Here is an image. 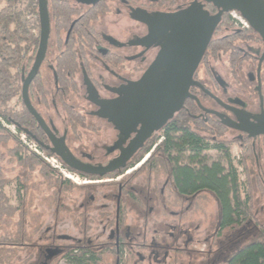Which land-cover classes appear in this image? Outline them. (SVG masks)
I'll return each instance as SVG.
<instances>
[{
    "label": "flooded vegetation",
    "instance_id": "obj_1",
    "mask_svg": "<svg viewBox=\"0 0 264 264\" xmlns=\"http://www.w3.org/2000/svg\"><path fill=\"white\" fill-rule=\"evenodd\" d=\"M64 1L70 5L72 10L81 13L80 15L89 11H97L99 14L102 12L92 24L94 29L93 45L85 47L83 53L75 54L77 64L75 82L78 93L76 96L71 95L67 100L72 111L83 120L87 127L79 130L80 139L85 135L84 133L94 135V132L99 133L103 129L104 131L110 130V133L105 134L107 146L102 148V157L99 156L96 147L92 149L72 148L70 140L76 141V135L69 127L67 115L57 96L55 69L59 54L56 44L50 43L51 28H49L45 57L36 75L41 77L43 86L49 91L48 101L50 103L48 107H45L40 101H37L33 108L61 145L64 141L65 147L75 160L92 167H105L111 161L121 158L130 145L139 141L146 134L150 110H142L118 128L107 119L111 110L96 105L95 102L115 101L114 115L125 111L136 101V98L134 99L130 95L132 85L144 76L161 48L167 44V39L175 23L179 19L185 21L202 12L213 17L221 12L222 8L206 0H98L94 4L88 5L75 0ZM230 14L231 12L221 14L220 22L213 31L209 42L213 48L208 51L207 47L195 71L193 80L199 83L201 88L193 86L188 90L189 95L193 98L185 99L179 110L172 113L160 128L151 132L143 141L142 146L125 163V167L154 141L155 144L151 146L141 161L129 168L134 169V172L141 169L150 156L155 153L157 146L162 143L164 131L174 126L179 127L186 117L195 122L203 121L209 131H213L217 127L220 128L224 134L223 140L245 147L248 152L253 151L254 168L251 167V169L255 171L252 174L257 173L260 179L264 180V135L255 134V130L264 126V44L248 24L247 27L237 26ZM219 44H226L228 52L218 51ZM219 62L224 65L227 63L228 68L219 70L216 67V63ZM42 69L46 70V75L42 73ZM28 73L22 76L25 77ZM59 109L63 117L60 115ZM51 110H54V117L61 120L62 133L55 125L54 118L50 114ZM159 115L163 117L164 110ZM43 135L45 138L42 142L43 147L51 149L50 141L44 133ZM57 160L63 165L59 159ZM124 168H120L114 173H121ZM66 169L71 173L74 172L68 167ZM127 170L115 178L117 179L116 191L104 195L102 198L104 203L96 210H91V205L95 201V196L92 195L89 196V200L80 205L85 213L82 216L85 215L86 221L89 222V226H86L83 232L84 235L93 231L92 225L93 228L97 225L101 227L97 232L92 233L93 238H89L85 242L73 240L74 245L68 249L73 246H84L91 252L104 251L106 253L107 251V256H102L99 264H103L107 258H114V264H123V260L127 259L126 249L119 258V245L123 243L124 236L134 237L135 240V236L139 233L137 229L133 231L128 224L121 226V216L125 218L126 223L127 215L124 210L126 200L131 205L130 207L135 208L133 206H136L131 201L129 192L139 191L148 200L150 207L153 206L156 198H162L161 204L165 203L163 196L155 197L154 188L149 187V190H146L145 186L133 185L130 182V176L125 178L124 173ZM77 176L88 178L79 174ZM164 183V188L158 194L163 195L166 191L168 183ZM91 185L93 184H89L85 188H97V186ZM106 200L108 202H105ZM195 201V198H182L176 205L175 203L170 205L179 207L186 202L194 207ZM184 228L179 224H171L166 226L165 231L170 236L175 232L180 235ZM153 231L165 235L157 230ZM153 231L149 234H152ZM101 236H106L107 240L101 242ZM166 242L168 243L167 240ZM150 246L154 248L156 244L151 243ZM112 247H114V254H112ZM62 252V248L59 247L38 250L32 264H52L57 257L62 255ZM74 253H77V250Z\"/></svg>",
    "mask_w": 264,
    "mask_h": 264
},
{
    "label": "trees",
    "instance_id": "obj_2",
    "mask_svg": "<svg viewBox=\"0 0 264 264\" xmlns=\"http://www.w3.org/2000/svg\"><path fill=\"white\" fill-rule=\"evenodd\" d=\"M22 2L25 3L24 9L19 7ZM47 7L49 28H51L50 43L56 44L59 54L55 69L57 96L67 115L69 127L76 135V140H79L81 137L79 130L87 127L67 102L71 95L76 96L78 93L75 82L77 72L75 54L83 53L85 47L93 45L92 24L102 12L99 14L97 11H89L80 15L81 13L72 10L64 0H47ZM38 43L37 1L0 0V146L10 143L11 147L7 149V155L19 167L25 168L28 174L38 172L41 177L53 182L60 191H68L75 186L69 181L62 182L55 178V170L51 169L39 155L30 151L19 136L13 134L8 128L14 127L17 134L24 135L28 141L34 142L39 151L47 156L55 157L43 147L44 135L25 109L21 98L22 75L28 73L31 68ZM212 48L213 45L210 43L208 51ZM217 50L227 53L229 49L226 44H219ZM49 96L50 93L43 86L41 77L36 76L28 88L30 103L33 106L35 102L40 101L48 107ZM13 102H18L19 106L14 107ZM180 124L179 127L174 126L164 131L163 141L157 146L155 153L141 169L133 172L129 179L132 183L134 177L144 175L149 183L151 178L163 176L168 187L163 195L161 193L158 195L164 197L167 205L173 203L176 205L182 198L197 200L203 194H210L217 206L213 230L206 234L205 228L199 227L184 228L180 235L177 232L172 236L165 233L168 243L164 246H160V240L157 239L160 233H154V231L150 234L152 237L142 244L134 243V237L124 236L123 243L119 245V258L126 249L128 257L123 260V264H143L145 258L150 261L158 257L166 263L168 256H173L175 261L172 262L176 264V256L179 257L187 251L195 252L191 248L197 245L205 248L200 252L199 264H264V223L259 217L256 218L253 201L255 192L264 199V180L260 179L257 173L252 174L255 171L251 169L254 165L253 151L248 152L245 147L237 146L240 150L237 165L242 168L246 178L244 184H241L230 158V146L233 142L223 140L224 134L220 128L209 131L203 121L195 122L186 117ZM154 144L153 141L121 173L139 163ZM210 150L220 154V162L205 164L204 153ZM121 173H113L104 178L87 177L91 180H113ZM79 175L86 177L83 174ZM15 180L17 181L15 194L18 206L10 204L5 189L12 180L5 177L0 165V264H4L5 258L13 251L25 250L30 243L24 230L25 225L21 221L24 201L20 191L26 193L27 186L19 178ZM113 185L116 188V185ZM83 188L85 187L81 189ZM129 195L136 205L133 207L147 208L145 213H149L151 207L144 195H141L139 191H131ZM160 199L162 202V198ZM162 211L165 212L164 207ZM124 219L123 216L120 217L121 226L126 225ZM249 236L252 238L249 239ZM151 243H155L156 247L152 248ZM62 250V257L73 264H99L102 256L108 254L107 251L106 253L91 252L84 246H73L65 250L62 248ZM76 250L77 253H74ZM141 251H149V254L141 255L139 253ZM114 253V247H112V254Z\"/></svg>",
    "mask_w": 264,
    "mask_h": 264
},
{
    "label": "rangeland",
    "instance_id": "obj_3",
    "mask_svg": "<svg viewBox=\"0 0 264 264\" xmlns=\"http://www.w3.org/2000/svg\"><path fill=\"white\" fill-rule=\"evenodd\" d=\"M24 9L25 3L22 2L19 6ZM26 16H30L26 14ZM110 21L112 19H109ZM216 67L219 70L228 68L227 63L225 65L222 62L216 63ZM42 73L46 75V70L42 69ZM50 79V78H49ZM50 103V101H49ZM14 107H18V102H13ZM50 113L54 118L55 125L58 127L59 131L62 133V123L61 120L54 117V110ZM59 112L61 113L60 109ZM62 117V113L60 114ZM9 130L19 136V139H23V144L28 148L32 146L30 151L34 152V146L36 144L32 142H27L24 135H19L16 133L14 127H8ZM107 131V132H106ZM106 131L100 130L99 133L94 132V135L86 134L82 136L80 140L71 141L72 148H85L92 149L96 147L98 154L102 157V148L107 146L105 134L110 130ZM25 141V142H24ZM11 147V144L6 146H0V165L4 171L5 177L12 180V183L6 187L5 192L9 198L10 204L13 206H18L16 200V178H19L26 186L27 191H20V196L24 201V205L21 209L23 211V216L21 217L22 224H24V230L26 236L29 238V247L25 250L16 249L11 254L5 258L4 264H32L34 260V255L38 253V250H44L46 248L59 247L68 249L70 246L74 245L75 240H81L85 242L89 238H93L92 233L97 232L100 225L92 229L90 236L88 234L84 235L85 227L89 226V222L86 221L81 214H85L80 205L89 200V196H95V201L91 205V210H96L100 207L103 201V196L107 195L109 192L116 191L113 184H116L117 179H105V180H91L89 178H82L73 173H69L63 168L54 169L51 164L44 161L51 169L55 170V178L60 181H69L75 186L72 190H62L60 191L53 182L44 179L40 176L38 172L28 174L25 168L19 167L10 157L7 155V149ZM44 157L47 156L43 153ZM205 164L210 165L212 162H220V154L215 150H210L204 153ZM240 156V150L237 145L234 144L230 147V158L237 170L239 182L244 184L246 178L241 170V167L237 165V161ZM186 163V161H184ZM135 168V167H134ZM138 168V167H137ZM130 171V172H129ZM129 172V173H128ZM134 169H129L124 173L125 178L133 174ZM128 173V175H127ZM67 175H70L72 179H67ZM107 182V183H106ZM165 179L163 176L156 179L151 178V182H147V177L144 175L136 176L133 178L132 184L143 187L149 190V187L155 189V197L158 196L160 190L164 188ZM93 184L91 186H97V188H83L87 185ZM112 184V185H111ZM109 185V186H108ZM101 186V187H98ZM103 186V187H102ZM243 190H245L244 185ZM94 189V190H93ZM160 198H156V201L151 206L150 212L147 214V208H132L128 204L127 200L124 203V210L127 215L126 224L130 225L133 229H137L139 233L135 236L134 243L142 244L145 240L152 237L149 232L157 230L162 233H166V226L171 224L184 226L185 228H205L206 234L212 232L214 223L217 217V206L215 200L210 194H203L195 201V206L188 205L185 202L184 205L179 207H174L172 205H167L166 203L161 204ZM163 200V199H162ZM254 208L256 210V217H260V220L264 223V199L260 198L258 192H255L253 197ZM105 202H108L106 200ZM164 206L165 212L162 211ZM93 213V212H91ZM174 214V216H173ZM178 214V216H176ZM16 221V220H15ZM15 223V222H14ZM127 226V225H126ZM148 234L150 236H148ZM166 237L164 234L157 237L160 240V246L166 245ZM252 236H249L251 239ZM74 240V241H73ZM101 242L107 240L106 236H101ZM113 243V241H111ZM111 243H109L111 245ZM195 252H188L176 256V264H199L201 255L200 252L204 250V246H192ZM197 252V253H196ZM141 255L147 256L149 251L139 252ZM167 262L162 261L161 257L150 261L145 258L143 264H174L172 261L174 257L168 256ZM149 261V262H148ZM52 264H72L68 262L62 255L57 257ZM103 264H114V258H107Z\"/></svg>",
    "mask_w": 264,
    "mask_h": 264
},
{
    "label": "water",
    "instance_id": "obj_4",
    "mask_svg": "<svg viewBox=\"0 0 264 264\" xmlns=\"http://www.w3.org/2000/svg\"><path fill=\"white\" fill-rule=\"evenodd\" d=\"M39 20V43L36 56L29 73L22 76L21 98L27 112L33 117L38 127L50 141L52 148L44 147L57 157L63 165L79 174L104 178L113 174L142 146L143 141L154 129L160 128L167 119L182 107L187 98H193L188 90L201 85L193 80L211 36L220 22L223 12H237L252 31L259 35L264 44V0H206L222 8L216 16L209 17L207 13L196 14L187 20L179 19L175 23L167 39V44L161 48L153 64L144 76L131 87L135 103L125 111L114 115L115 101L95 102L96 105L109 108L107 119L115 127L124 123L145 109L150 110V120L146 134L136 143L130 145L121 158L111 161L105 167L84 165L72 157L68 149L54 137L40 115L35 111L28 98V88L36 77L44 60L49 37V15L47 0H36ZM81 4H94L98 0H75ZM164 110V116L159 113ZM166 113V114H165ZM27 133V131H24ZM256 135H264V126L255 130Z\"/></svg>",
    "mask_w": 264,
    "mask_h": 264
},
{
    "label": "built area",
    "instance_id": "obj_5",
    "mask_svg": "<svg viewBox=\"0 0 264 264\" xmlns=\"http://www.w3.org/2000/svg\"><path fill=\"white\" fill-rule=\"evenodd\" d=\"M231 17L234 21V23L237 25V26H242V27H247V22L242 19V17L237 14L236 12H231ZM25 137V136H24ZM23 141V139H21ZM25 140L27 142H32V141H28L25 137ZM25 142V141H24ZM34 143V142H32ZM35 144V143H34ZM29 149H32V146H28ZM34 153H36L37 155H39L44 161H46L47 163L51 164V166L54 168V169H59V168H63V165L55 158V157H44L43 156V153L41 151L38 150L37 148V145L34 146V149H33ZM65 169V168H63ZM66 171H68L67 169H65ZM69 172V171H68ZM71 173V172H69ZM67 179H72V177L70 175H67L66 176Z\"/></svg>",
    "mask_w": 264,
    "mask_h": 264
}]
</instances>
